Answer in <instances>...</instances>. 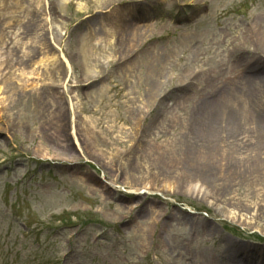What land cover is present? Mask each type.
Returning <instances> with one entry per match:
<instances>
[{
    "label": "rangeland",
    "instance_id": "374dc122",
    "mask_svg": "<svg viewBox=\"0 0 264 264\" xmlns=\"http://www.w3.org/2000/svg\"><path fill=\"white\" fill-rule=\"evenodd\" d=\"M4 1L14 0H0V31L7 26ZM95 1H63L55 11L48 0H19L23 8L15 10L19 20L30 21L14 29L21 31L28 57L19 61L18 47L0 53V60L17 68L14 84L18 79L23 84L13 102L0 104V264H207L201 254L216 256L230 246L246 247L264 262V234L224 218L207 200L188 193L198 178L212 196L236 192L241 203L260 205L256 216L264 217V109L260 116L248 114L255 125L248 131L255 138L252 157L227 164L230 176L219 181L213 180L218 171L197 160L193 141L182 133L185 121L211 126L221 136L225 118L226 134L243 138V108L221 98L241 93L253 98V86L264 88V54L257 50L245 59L244 52L233 51L235 65H221L220 48L207 43L215 44L220 31H232L248 13L264 14V0H208L209 7L202 0ZM225 9L235 17L219 21ZM205 14L209 17L200 21ZM208 20L211 26H204ZM140 25L151 26L149 41L130 50L135 46L127 35ZM109 32L113 44L96 43ZM202 33L205 40L196 47L204 65H193V49L161 68L151 65L166 47L178 52L182 36ZM5 44L13 46L11 39ZM249 44L250 50L257 48L256 42ZM125 52H132L128 65L113 64ZM244 59L256 66L260 83L246 76L219 88L238 74ZM40 60L51 62L42 77L21 72ZM189 73L196 75L191 85L179 87ZM156 82L163 89L154 99ZM1 86L7 97L14 85ZM197 103L206 107L201 120L190 119ZM171 114L178 115L177 122L170 123ZM238 165L245 170L234 172ZM191 222L200 226L197 232Z\"/></svg>",
    "mask_w": 264,
    "mask_h": 264
},
{
    "label": "bare ground",
    "instance_id": "6f19581e",
    "mask_svg": "<svg viewBox=\"0 0 264 264\" xmlns=\"http://www.w3.org/2000/svg\"><path fill=\"white\" fill-rule=\"evenodd\" d=\"M9 1V0H8ZM12 1V0H11ZM49 4H50V10H55L56 11V4L57 6L60 7V4L63 1H69V0H48ZM104 0H96L95 3L99 4V3H103ZM106 1V0H105ZM203 2V7H209V3L208 0H202ZM5 4H7V8H5V12H7V15L5 17V23L7 26H5L3 29H1L0 31V53L2 52V50L5 51V54L3 53L4 56H6L7 51L9 50H13L16 49L18 47L21 56H19V61L25 60L26 57H28V53H27V44L22 42V38H21V31H16L17 29H19L21 27V25L25 22V24H28L30 21L29 19L25 18L22 21L19 20L17 17V15H15L16 11H19L20 9L23 8L22 4L19 3V0H14L12 1V3H10V5H8V2L6 3L4 1ZM14 10V11H13ZM231 12L228 10H222L220 13H218L217 15V19L219 21H225L228 20L230 17L233 19L235 16H231ZM244 15V14H243ZM209 17V14H205L200 18V21H204L206 18ZM1 19L3 18L4 20V15H2L0 17ZM9 19L8 21L6 19ZM52 18V17H50ZM205 18V19H204ZM1 21V20H0ZM31 21H33V19H31ZM207 23H209L207 25ZM19 26L18 28L15 27L16 25ZM171 24H173V20L171 19V21L169 22V26H171ZM223 24V23H221ZM191 25V24H190ZM190 25H187L188 27H190ZM211 26L210 20H208L207 22H205L204 26ZM14 26V27H13ZM168 26V27H169ZM7 27V28H6ZM13 27V28H12ZM138 27L137 29L132 30L131 32L128 33V37L130 38L129 40L132 42V46L135 47H129L128 49L130 50H135V49H140L142 47H144L145 44H147V42L149 41V35L147 33H151L152 29L151 26L146 25L145 27H143L142 25L140 26H136ZM167 27V29H168ZM142 28H145L146 30L142 31ZM16 29V30H14ZM49 33L48 35H50L51 29H48ZM227 32V33H226ZM220 31V34L222 35L221 39H217L215 44H212L211 42L207 43L208 45H210L213 50H215V48L218 50V48H220L219 51V56L221 54H223V59H221V65H235L232 61L233 59V51L234 52H244L243 55H245V59L246 57H248V55L250 56L251 54H253L255 51L260 50L262 51V53L264 54V14H258V15H254L252 12L248 13L247 15H245V20H241L239 21V23L232 28V31L227 30V31ZM16 34L14 36V39L17 40V42L15 43L12 39V36ZM107 35H109V38L107 40H103V38L97 39L96 43L102 44V46H104V41H107L109 45L113 44L112 41H114V36L111 35V32L107 33ZM205 33L202 34H196L195 36H182L180 39V43H179V47H178V52L173 50L170 47H166L165 49L161 50V53H159V57L158 56H154L155 57V63H151V65H167L172 58H175V56L181 57L180 54L184 53V52H189L190 50H195V58L192 61L193 65H204V62L200 56V54H198V48L196 47V42H200V41H204ZM218 38V36H217ZM11 42H13V46H10L8 44H5L6 40H10ZM52 40V37L48 36L47 41ZM54 40V39H53ZM21 41V42H20ZM20 42V43H19ZM250 42H253V46L255 45V42L257 43V45H255L254 50H250ZM170 44H173V41L170 42ZM215 46V48H214ZM52 47V44H51ZM207 49H209L208 47H206ZM256 49V50H255ZM52 50V49H51ZM54 50V48H53ZM135 52V51H134ZM133 52V53H134ZM130 54H132V52H125L122 55L119 56L118 61L114 62L115 65H128L129 63V56ZM247 55V56H246ZM3 56V57H4ZM0 57H2V54H0ZM62 57H65L64 55ZM114 56L112 55V58ZM21 59V60H20ZM51 58H49L50 60ZM245 59L243 60L241 66L238 67L239 72L238 74L234 75V76H230L228 77L224 83H222L223 85H221L219 88H223L225 89V84H231V83H235L236 79H242L244 77H251L253 78L254 76H256V83H260L259 82V76L255 75L257 72L256 70V66L255 65H247V62L245 61ZM242 61V60H241ZM43 61L40 60V62L36 64H32L33 67L29 70H21V72H23L24 74H28L29 76L32 75H36L37 78L38 77H42L43 75L46 74L47 70L50 69L49 65H51V62H49V64H43ZM68 63V62H67ZM66 63V64H67ZM113 63V64H114ZM244 63V64H243ZM13 64H10V62L6 59L1 58L0 60V100H2L0 102V104H7V103H11L12 99L14 100V96L15 94H17L19 92L18 86L20 87V85L22 84V79H18L17 82H15L14 84V79L16 76L15 71H17V68L14 66H11ZM43 66L44 68H42V70H38L36 71L35 69L38 68V66ZM68 65H70V63H68ZM12 68V69H11ZM16 68V69H15ZM161 68V67H159ZM247 68V70H246ZM14 69V70H13ZM44 69V70H43ZM245 69V70H244ZM13 70V71H12ZM12 71V72H11ZM263 68L260 66V74L262 73ZM28 76V77H29ZM196 75H191V73H189L188 75H186L185 77H187V82L184 84V82L182 83H178L179 87L183 86H187V85H191V80H193L195 78ZM261 77V76H260ZM3 82L8 84V85H14L9 87V91H8V95L7 97H3L2 92H3ZM70 84H72V87H76L73 82H69ZM155 83V82H154ZM165 84V83H164ZM190 87V86H188ZM161 89H163V83H158L156 82V84L154 85V87L152 88V92L150 94V96L152 98L155 99V96L157 94V91H159ZM222 89V90H223ZM250 89V88H249ZM251 89H255L257 90V94L251 98V95H248L246 93H241L239 95V97L234 98L232 100L228 99L227 97H223L221 98V100L223 101H227L228 104H232V105H236V106H241L242 109V118L243 120L241 121V126H242V130H243V138L238 139L237 137H233L230 134H226V131L228 130V126L229 123H227L225 121V118H222V122L221 120L218 118L217 121L221 122L222 127H220L221 129V136H218L217 133L214 134L215 132H213V130H211V126L208 125H202V126H198L195 127L196 124H194L193 122H190L189 124L185 123V121L182 123V125H186V127L183 129V134H184V138L185 140L188 141H193V145H192V152L197 156V160H200L201 162H206L207 164H211V167H214L217 171L218 174H216L217 177H214V179L212 177H210L213 180H222L223 178H227V176H230V173H226V166L230 165V163H233V161H244L247 162L248 158H251L252 156L249 155L248 151H250V147L252 146L255 138L254 136H251V134H249V130H255V125L253 123H249L248 122V114L251 113L252 111L260 116V111L262 109H264V88H262V90H260V87L258 86H253ZM250 89V90H251ZM151 91V88H149V92ZM221 91V90H220ZM240 91H243V87H240ZM263 91V92H261ZM156 92V93H155ZM246 92V90L244 91ZM215 92L211 93L212 96H214ZM262 93V94H261ZM219 98V97H218ZM13 102V101H12ZM207 103L206 100L201 101L200 103ZM198 104V103H197ZM202 104H198L199 106L195 105L194 109H193V114L192 117H190V119H195L196 115L199 117V119L201 120V117L203 113H205L206 109H202L201 107H205ZM10 105V104H9ZM71 107L72 109H74V103L71 101ZM206 108V107H205ZM246 112V114H245ZM216 113V112H214ZM178 115L177 114H171V122H177V118ZM239 126V128L241 127ZM215 127L217 128V124L215 125ZM202 128H210V129H206V130H199ZM238 128V127H237ZM170 132L174 129L173 126H169ZM196 131H198L199 135H196ZM169 132V134L171 135V133ZM253 133V132H252ZM226 134V135H225ZM208 138V139H207ZM233 138V142H231V139ZM199 143H202L201 145H198ZM230 143V144H229ZM256 143V141H255ZM257 145V144H256ZM171 147V144L170 146ZM259 152H260V147H258ZM177 164H179V159H176ZM172 164V163H171ZM203 165H205L204 163H202ZM228 164V165H227ZM175 170H177L175 168ZM240 171V170H245V168L243 167V165H238L236 167V171ZM253 170V169H252ZM175 172V171H174ZM253 176L252 177H257L254 173H251ZM180 175V174H178ZM201 181V180H200ZM255 186H257V184H255ZM260 189L262 191V187L260 186ZM134 191H139V189H134ZM141 194L143 192H140ZM188 193L194 197H198V198H203L204 200H207V202L209 204H211L212 206H214L216 208V210L226 219L237 223L238 225L242 226V227H250L252 229H255L256 231L264 234V217L262 216H256V211L258 208V211L260 212V205L256 208L255 206L252 208L250 205L248 206L247 204L241 203L244 200H239L237 198L238 193H229L226 197L224 198L223 196H212L211 194H209L208 190L205 189V187L203 186V184L201 182H198V178H194L191 182V185H188ZM253 193H258V194H254L255 197H259L260 194L262 192H253ZM252 194H247L245 196L246 199H251ZM264 208V207H263ZM251 216L253 218H251ZM256 221H253V220ZM173 220V219H170ZM185 221V220H184ZM188 223V222H186ZM191 228L193 229V231L195 230V232H197L200 229V226H198L197 224H195L194 222H191ZM233 245H235L234 243H232ZM230 246V245H229ZM232 250H229L226 247V251H224L223 254H219L216 256L210 255L209 252H205L203 254H201V260L205 261L207 264L210 262H216L217 264L223 263V264H264L263 260H262V256L260 255V257H256L254 254H251L250 251H248V248L244 247V249L239 248V246H230ZM238 248V249H237ZM235 250V251H234ZM247 251V252H246ZM230 254V255H228ZM227 255V256H226ZM214 257V258H213Z\"/></svg>",
    "mask_w": 264,
    "mask_h": 264
}]
</instances>
